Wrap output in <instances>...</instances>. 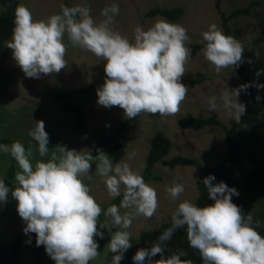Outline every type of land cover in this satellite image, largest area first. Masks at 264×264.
Here are the masks:
<instances>
[{"label": "clouds", "instance_id": "1", "mask_svg": "<svg viewBox=\"0 0 264 264\" xmlns=\"http://www.w3.org/2000/svg\"><path fill=\"white\" fill-rule=\"evenodd\" d=\"M118 13L119 5L112 3L101 12L105 19L97 23L87 7L61 6L60 13L35 20L31 11L20 4L14 10V27L7 47L26 77L40 78L67 66L63 42L67 32L73 44L106 61L104 83L96 90L99 105L119 106L128 119L141 113L161 116L177 113L188 92V86L181 82L191 56V49L186 46L187 30L158 18L147 30L137 26L133 42L110 27ZM201 35L202 54L217 73L239 66L244 52L239 40L225 35L215 23ZM248 86L240 85L222 96L225 109L234 113L236 123L246 110V105L237 98ZM216 99L215 96L209 99L210 110L216 109ZM29 136L37 145L26 148L19 141L0 144V152L10 154L19 168L14 189L0 179V204L7 202L11 192L17 202V213L25 224L23 233H34L36 246H43L55 264H89L99 255L95 237L103 239L97 227L103 212L118 227L111 235L108 249L115 253L111 264H120L124 252L132 247L127 229L134 216L151 218L156 212L155 188L127 163L113 165L101 153L96 157L97 172L104 177L112 198L122 195L119 206L111 204L104 210L81 179L91 168L94 157L90 152L81 154L61 147L59 153L33 164L34 149L41 158L49 153L43 121L34 122ZM215 179L214 175H208L202 181L214 203L198 207L189 200L180 202L171 215V227L161 233L150 249L136 251L132 257L134 264H145L146 258L147 264H192L190 259H181L183 252L163 256L164 243L176 229L185 226L189 247L198 250L202 264H264V236L255 230L259 222L254 227L252 215H242L240 206L232 202V197L239 195L235 188L224 182L213 184ZM184 190L180 183L165 189L172 199H177ZM121 208L132 211L122 214ZM157 254L161 258L152 260Z\"/></svg>", "mask_w": 264, "mask_h": 264}, {"label": "rangeland", "instance_id": "2", "mask_svg": "<svg viewBox=\"0 0 264 264\" xmlns=\"http://www.w3.org/2000/svg\"><path fill=\"white\" fill-rule=\"evenodd\" d=\"M216 1L20 0V3L31 11L35 20L60 13L61 6L65 3L68 7H87L97 23L105 19L101 15L102 10L116 3L119 5V13L114 16L110 27L133 42L134 30L137 26H142L144 30H147L156 19L160 18L146 16L151 8L181 6L184 10L183 16L176 22H169L180 24L187 30L189 40L186 46L191 47L202 44L201 34L208 29L210 24L215 23L222 29V20L215 7ZM251 1L221 0V12L227 15L234 8L246 6ZM257 1H261L260 9L255 10L248 17H242L229 23L232 36L241 42L244 50L248 43L256 39L258 35L260 36L264 30V0ZM63 42L67 49L65 54L67 66L58 73L42 74L40 78H29L24 75L13 59L12 50L7 47V43L0 53V140L13 139L28 147L37 145V142L29 136V130L34 127V122L43 121L44 130L49 138L47 145L49 153L47 157L41 158L38 151L34 149L33 164L36 160H46L53 153H59L61 147L87 154L127 120L123 109L119 106L104 107L97 103L96 90L104 83L106 61L73 44L67 32L64 34ZM259 48L254 47L257 53L261 50ZM255 51L250 49L251 53ZM198 74L202 77L201 81L197 79ZM181 82L188 86V92L177 113L153 118L140 116L125 127L123 135L118 140V142L127 144L125 156L120 162L127 163L141 176L152 140L159 132L170 139L172 147L169 157L180 155L197 162L196 167L178 166L169 169L161 165L156 166L154 172L161 177L160 181L146 183L155 188L158 207L151 218L143 215L134 216L131 227L127 229L131 234L132 245L139 242L142 232L156 231L164 224L171 222V215L180 202L189 200L196 203L197 182L202 177L203 170L213 167L227 152L223 127H208L195 132L182 129L178 125V120L187 114L202 118L215 117L223 126L229 128L235 121L234 113L225 109L222 96L227 90L231 91L242 85L236 74V67L222 69L217 73L199 50L186 62ZM61 94L67 96L62 100L55 98ZM213 96L217 98V107L214 111L210 110L208 103ZM237 101L246 105L243 91L240 92ZM66 102L82 108L85 125L79 131L76 125L77 113L63 110L62 106ZM110 150L111 146L106 147L102 153L109 157ZM12 159L10 154L0 152V179L4 178V171L7 173L11 167ZM98 163V159L94 158L91 161V167L95 169L89 170L81 179L89 187L90 195L95 198L102 209L106 210L117 197L112 198L109 195L104 184V177L97 172ZM13 164V172L9 171L13 174L12 189L15 187V173L19 171L15 160ZM115 164L117 163H113ZM175 183L182 184L185 190L177 199H172L165 189ZM16 205L17 202L10 196L8 203L0 209V242L3 245H9L17 234L23 236L34 234L25 235L23 233L25 224L17 213ZM120 211L123 214L132 210L121 208ZM103 225L110 236L118 230L117 226L112 225L111 217L105 216L102 212L97 225L101 232ZM95 239L98 241L100 237H95ZM109 242H104L101 254L89 261V264L111 263L114 253L108 249ZM19 260L20 264H33L29 251H23Z\"/></svg>", "mask_w": 264, "mask_h": 264}, {"label": "trees", "instance_id": "3", "mask_svg": "<svg viewBox=\"0 0 264 264\" xmlns=\"http://www.w3.org/2000/svg\"><path fill=\"white\" fill-rule=\"evenodd\" d=\"M20 0H0V53L3 51L6 42L12 37L14 27V10L20 5ZM63 6L68 5L65 3ZM216 11L222 20V30L225 35L232 36L229 23L242 17H248L252 12L261 7V1L252 0L248 5L234 8L227 15L221 12V0L215 2ZM184 14L181 6L174 7H154L151 8L146 16L149 18L160 17L168 21L176 22ZM260 47L257 53L254 47ZM262 46V47H261ZM191 56L193 57L203 48V44H196L191 47ZM250 49L255 52L251 53ZM247 50V51H246ZM246 50L242 54V60L236 67V74L242 82V85H249L243 91L246 102V110L239 123L236 121L227 128L215 117H195L187 114L178 120V125L184 130L200 132L208 127L221 126L225 132V143L227 152L225 156L213 167L203 170L202 177L197 182L198 198L196 204L198 207L208 206L214 203L207 193L203 184V179L208 175H214L213 184L224 182L230 188H235L239 195L232 197V202L240 206L242 215L250 213L253 218V226L259 222V227L255 230L264 236V88H257V85H264V30L261 35L248 43ZM198 81L202 80L201 75H197ZM66 94L55 97L58 100L65 98ZM259 97L260 99H257ZM63 110L69 113H77V131L84 128V119L82 117V108L70 103H65ZM150 118L158 117L160 114L141 113L134 119H128L112 135L108 136L95 147L90 153L94 158L98 157L104 151V148L111 146L109 158L113 163L120 162L125 156L127 144L118 142L124 133L125 127L133 123L140 116ZM15 140H0V144L11 145ZM26 148L28 146L24 144ZM172 144L170 139L163 133H157L151 143L148 155L144 163L143 179L145 182L160 181L161 177L156 174L157 165L174 169L178 166L196 167L197 162L194 159L184 156L169 157ZM14 159L10 162V168L7 173L4 171L5 184L12 189L14 170ZM95 169L90 168V171ZM9 171H12L11 173ZM9 172V173H8ZM11 192L8 195L6 203L0 204L3 208L9 201ZM122 195L112 203L119 205ZM171 227V222L161 226L156 231H145L140 234L139 242L132 245L126 252L120 264H134L132 257L139 249H150L157 242L158 237L165 229ZM103 239L97 241L99 255L103 250V244L110 241L111 236L107 233L104 225L102 226ZM163 256L167 258L175 253L183 252L181 259H190L192 264H202L198 250L189 247L186 239V226L176 229L171 238L163 245ZM23 251H29L33 258V264H55V262L46 254L43 246H36L35 234L23 236L17 234L13 237L9 245H3L0 242V264H20V255ZM115 255V253H114ZM160 254L152 257V260H159ZM111 264V263H110ZM147 264V258L145 261Z\"/></svg>", "mask_w": 264, "mask_h": 264}]
</instances>
